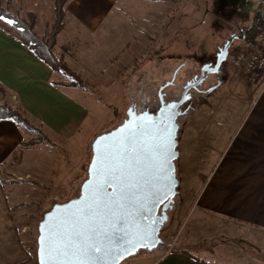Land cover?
I'll return each instance as SVG.
<instances>
[{
  "label": "crops",
  "instance_id": "crops-1",
  "mask_svg": "<svg viewBox=\"0 0 264 264\" xmlns=\"http://www.w3.org/2000/svg\"><path fill=\"white\" fill-rule=\"evenodd\" d=\"M173 1L172 6L181 14L178 21L183 20L175 42V50L180 53L176 60L192 58L200 62L203 83L208 77L214 78L201 89L200 96L189 101V110L179 120L197 116L193 129L198 130V116L208 112L212 120L205 131L208 125H214L216 133L196 132L194 143L216 150L218 156L191 205L183 210V201L176 205L163 223L164 230L150 235L145 251H138L127 264H264L263 257L247 250L241 242H254L264 249V76L261 83L247 85L231 61L232 51L247 43L240 34L243 28L262 17L264 0H252L248 10L244 8L246 0ZM121 4L122 0L67 1L64 26L54 51L58 48L59 57L82 78L83 66L103 67L104 60L118 51L120 44L107 34L121 26L113 20L124 7ZM191 12L197 13V20L192 22V31L188 27L186 36L183 14ZM164 17L167 24L168 13ZM241 18L245 20L242 24ZM41 21L35 27L37 32ZM56 73L22 41L0 28V92L5 91L14 100L12 107L30 121L40 120L46 129L61 132L68 123L85 120L89 108L74 94L82 87L55 84ZM22 130L12 120L0 119V167L23 143ZM179 158L176 154L178 166ZM195 207L199 214L187 221V210ZM174 224L178 236L168 229ZM166 231L170 237L167 249L163 236Z\"/></svg>",
  "mask_w": 264,
  "mask_h": 264
},
{
  "label": "rangeland",
  "instance_id": "rangeland-1",
  "mask_svg": "<svg viewBox=\"0 0 264 264\" xmlns=\"http://www.w3.org/2000/svg\"><path fill=\"white\" fill-rule=\"evenodd\" d=\"M7 2L0 0L2 6L13 10L12 13L28 18L23 0H12L10 4ZM251 3L252 0H246L244 8L248 10ZM172 4L175 1L122 0L121 5L124 7H121L118 18L113 19L121 26L108 30L107 34L120 44L118 51L104 60L103 67L83 66L85 85L74 92L89 108L85 120L70 122L61 132L46 129L40 120H31L42 133L34 135L22 130L24 141L33 136L47 139L31 146L21 144L16 154L0 167V264H40L39 225L45 214L56 205L84 196L85 188L94 175V157L100 154L107 143L125 132L131 121L133 124L146 121L149 135L155 133L159 115H168L170 107L182 99L188 85L190 87L185 101L176 110L168 132L162 136L171 143L169 174L172 192L168 206L159 210V222L149 227L151 234L159 235L158 232L164 230L163 223L167 215L172 214L173 209L176 210V205L183 201L181 210L191 205L194 194L209 174L218 153L204 147L203 143H194L196 132L205 131L209 120H212L208 112L198 116L201 119L198 121V130L193 129L197 116L189 120L179 119L189 110V101L200 96L201 89L209 86L214 78L208 77L203 83L200 62L192 58L176 60L180 53L175 50V42L178 32H182L180 28L183 20L178 21L181 14ZM165 12L169 16L167 24H164ZM196 14H183L186 36L188 27L192 31V22L197 20ZM40 20L38 32L49 36L53 23L45 16ZM239 21L242 24L245 20L241 18ZM190 33L193 35L195 31ZM112 45L115 48L117 46L116 43ZM245 45L236 47L231 59ZM56 53L59 56L58 48ZM78 63L81 66L84 64ZM242 76L245 79L243 73ZM262 79L256 83L245 80L247 85H257ZM62 80L67 78L57 72L55 81ZM0 101L9 106L14 105V100L3 90L0 92ZM13 108L16 109L15 106ZM216 128L208 125L205 135L216 133ZM176 154L177 157L180 154L179 166L176 164ZM187 211V221L199 214L197 207ZM176 224L168 229L178 236ZM163 234L164 248H168L170 237H167V231ZM241 242L247 250H253L264 258V249L261 250L254 242ZM142 249L145 251L144 247L137 251ZM137 255H128L121 264H127L130 258Z\"/></svg>",
  "mask_w": 264,
  "mask_h": 264
},
{
  "label": "snow or ice",
  "instance_id": "snow-or-ice-1",
  "mask_svg": "<svg viewBox=\"0 0 264 264\" xmlns=\"http://www.w3.org/2000/svg\"><path fill=\"white\" fill-rule=\"evenodd\" d=\"M148 127L146 121L130 125L102 148L86 199L48 225L41 264H110V258L114 264L129 246H147L150 233L125 208L139 203L136 190L146 171L154 169L170 183L165 166L171 147L170 140L149 135Z\"/></svg>",
  "mask_w": 264,
  "mask_h": 264
},
{
  "label": "trees",
  "instance_id": "trees-1",
  "mask_svg": "<svg viewBox=\"0 0 264 264\" xmlns=\"http://www.w3.org/2000/svg\"><path fill=\"white\" fill-rule=\"evenodd\" d=\"M67 1L68 0H23L28 18L20 14L12 13L7 7L2 6L0 3V16L5 18L0 20V28L18 38L40 59L48 64L52 70L61 72L67 78V80L55 81V84L83 87L85 83L81 74L72 69L64 58L59 57L54 51L57 36L64 26L65 5ZM11 2L12 0H8L7 3L10 4ZM42 16H45L53 23L49 36L39 34L35 29ZM8 20H12L13 23L9 24L7 22ZM263 30L264 19L262 17H256L253 23L249 27L243 28L240 34L242 39L247 43L254 44L257 42L258 34ZM64 47L68 48L67 45ZM0 119L12 120L24 131H29L34 135L42 133L40 129L35 127L30 120L23 115L21 110L15 109L6 103H0ZM45 139L47 138L33 136L29 140L23 141L22 144L24 146H31Z\"/></svg>",
  "mask_w": 264,
  "mask_h": 264
},
{
  "label": "water",
  "instance_id": "water-1",
  "mask_svg": "<svg viewBox=\"0 0 264 264\" xmlns=\"http://www.w3.org/2000/svg\"><path fill=\"white\" fill-rule=\"evenodd\" d=\"M221 60L222 58L220 59L219 62H221ZM189 87L190 85H188L185 88L182 99L170 107L169 113L166 117H164L163 114L159 115V119L157 122V131L155 133L153 132V134H155L156 136H163L168 132L171 123L174 119V116L176 115V110L186 99V93ZM130 125H133L132 121ZM129 126L126 129H128ZM99 155L100 154H97L92 162V166L95 171L93 177L88 182L85 188L84 196L72 200L66 204L56 205L54 208H52L49 212L45 214L44 219L41 221L39 225L40 234L38 238V242H39L38 259L40 264H41V260L46 258V253L44 252V248L46 243L45 237L47 236L46 229L48 225L52 222L53 217H55L58 213H61L67 209L74 208L75 206L81 204L86 199L89 192V186L92 184L93 180L95 179L96 161ZM167 156H168V164L165 167L167 172L169 173L172 162V157L169 153V149L167 151ZM142 183H143V187L136 190V196L139 200V203L130 201L126 205L125 211L131 213L135 217V219L139 222V225L143 229L147 230L150 233V235H152L149 230V227H151L154 223L159 222L161 218L159 213L160 208L161 207L166 208L168 206L169 203L168 201L172 192L170 186L171 184L167 179L162 178V176L159 173H157L154 169L148 170L144 173ZM109 191H111V189H109ZM140 205H143V207H140ZM150 235L148 236V238H146L143 241L144 245H146L149 238H151ZM116 243L118 244L119 242L116 241ZM142 247L144 246H137L135 248L129 246L127 248V251H124L122 255L118 256V258L114 261V264H121V262L128 255L138 252L137 249ZM110 264H113L111 258H110Z\"/></svg>",
  "mask_w": 264,
  "mask_h": 264
},
{
  "label": "built area",
  "instance_id": "built-area-1",
  "mask_svg": "<svg viewBox=\"0 0 264 264\" xmlns=\"http://www.w3.org/2000/svg\"><path fill=\"white\" fill-rule=\"evenodd\" d=\"M262 18L264 19V12ZM232 65L242 70L245 79L251 83H256L263 77L264 30L258 34L256 43H246L233 54Z\"/></svg>",
  "mask_w": 264,
  "mask_h": 264
}]
</instances>
